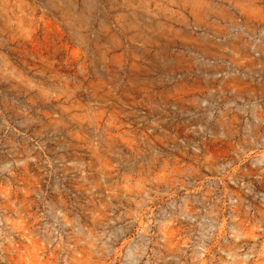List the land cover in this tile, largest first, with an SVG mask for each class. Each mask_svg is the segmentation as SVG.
I'll return each instance as SVG.
<instances>
[{
    "label": "rangeland",
    "instance_id": "1",
    "mask_svg": "<svg viewBox=\"0 0 264 264\" xmlns=\"http://www.w3.org/2000/svg\"><path fill=\"white\" fill-rule=\"evenodd\" d=\"M0 264H264V0H0Z\"/></svg>",
    "mask_w": 264,
    "mask_h": 264
}]
</instances>
